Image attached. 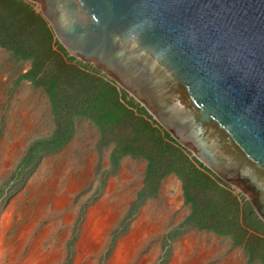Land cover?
<instances>
[{
	"label": "water",
	"instance_id": "95a60500",
	"mask_svg": "<svg viewBox=\"0 0 264 264\" xmlns=\"http://www.w3.org/2000/svg\"><path fill=\"white\" fill-rule=\"evenodd\" d=\"M264 223V0H26Z\"/></svg>",
	"mask_w": 264,
	"mask_h": 264
},
{
	"label": "rangeland",
	"instance_id": "374dc122",
	"mask_svg": "<svg viewBox=\"0 0 264 264\" xmlns=\"http://www.w3.org/2000/svg\"><path fill=\"white\" fill-rule=\"evenodd\" d=\"M30 68L0 48V264L25 263L43 235L42 251L57 255L52 264H75L91 211L111 218L105 244L89 259L93 264H109L119 245L131 240L137 244L129 264H259L230 238L189 225L181 181L175 175L148 181L141 157L115 161L114 138L91 120L77 117L71 139L58 150L38 148L53 138L56 124L44 88L22 79ZM131 100L127 94L124 102ZM60 196L67 204L57 210ZM22 226L31 234L12 260L6 249L14 247Z\"/></svg>",
	"mask_w": 264,
	"mask_h": 264
},
{
	"label": "trees",
	"instance_id": "16d2710c",
	"mask_svg": "<svg viewBox=\"0 0 264 264\" xmlns=\"http://www.w3.org/2000/svg\"><path fill=\"white\" fill-rule=\"evenodd\" d=\"M0 48L31 63L22 79L44 88L52 104L55 134L38 142V148L58 150L71 139L77 117L91 120L114 138L115 161L141 157L148 181L168 175L181 181L185 203L191 206L189 225L230 238L251 261L264 264V223L244 196L178 144L139 103L124 102L127 93L94 66L72 65L79 60L25 0H0Z\"/></svg>",
	"mask_w": 264,
	"mask_h": 264
},
{
	"label": "bare ground",
	"instance_id": "6f19581e",
	"mask_svg": "<svg viewBox=\"0 0 264 264\" xmlns=\"http://www.w3.org/2000/svg\"><path fill=\"white\" fill-rule=\"evenodd\" d=\"M66 201L65 197H58L55 200V209H63L67 204ZM95 214V211H91L86 224L83 226V234L78 245L79 255L76 257L75 264H93L94 262L92 263L89 259L93 255L98 254V251L106 242L111 218L106 214L104 217H95ZM31 229L24 227L19 234V238L15 241L14 247L12 246L6 249V252L13 255L12 260H15L19 252L23 250L22 247L24 248L26 245L25 242L31 234ZM45 240L46 237L43 235L40 240L35 241L28 260H25L26 262L22 264H52V261L57 258V255L54 252L45 253L42 251L41 245ZM136 244V240L121 243L109 264H129ZM11 264L17 263L12 262Z\"/></svg>",
	"mask_w": 264,
	"mask_h": 264
},
{
	"label": "crops",
	"instance_id": "0c3cea01",
	"mask_svg": "<svg viewBox=\"0 0 264 264\" xmlns=\"http://www.w3.org/2000/svg\"><path fill=\"white\" fill-rule=\"evenodd\" d=\"M212 233V232H211ZM213 235H216V234H214V233H212ZM217 237H221V236H218V235H216ZM231 240V239H230ZM231 244H233L232 243V240H231ZM234 245V244H233ZM236 247V246H235ZM245 254H246V252L244 251V249L242 248V247H239ZM248 257V256H247ZM249 258V257H248ZM250 260V259H249Z\"/></svg>",
	"mask_w": 264,
	"mask_h": 264
}]
</instances>
